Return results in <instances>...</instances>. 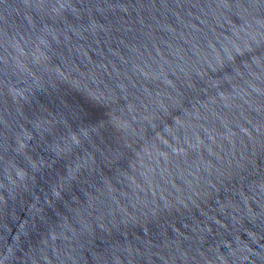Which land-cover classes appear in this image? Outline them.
<instances>
[{
  "label": "water",
  "instance_id": "water-1",
  "mask_svg": "<svg viewBox=\"0 0 264 264\" xmlns=\"http://www.w3.org/2000/svg\"><path fill=\"white\" fill-rule=\"evenodd\" d=\"M0 264H264V0H0Z\"/></svg>",
  "mask_w": 264,
  "mask_h": 264
}]
</instances>
